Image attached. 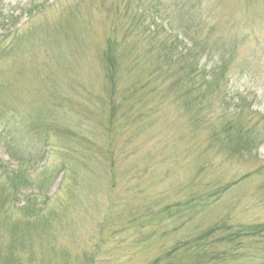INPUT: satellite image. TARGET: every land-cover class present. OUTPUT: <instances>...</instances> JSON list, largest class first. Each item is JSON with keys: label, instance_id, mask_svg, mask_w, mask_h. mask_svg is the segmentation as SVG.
Returning a JSON list of instances; mask_svg holds the SVG:
<instances>
[{"label": "rangeland", "instance_id": "374dc122", "mask_svg": "<svg viewBox=\"0 0 264 264\" xmlns=\"http://www.w3.org/2000/svg\"><path fill=\"white\" fill-rule=\"evenodd\" d=\"M115 2L118 6L113 14L110 7L113 5L115 9ZM133 8L124 0H2L0 3V47L12 43L16 36L27 35L28 40H33V64L18 62L12 57L0 61V71L10 70L6 84L0 87V100L15 99L20 103L19 107L22 104V109L27 110L29 102L33 107L37 101L47 99L50 107L52 101L61 100L63 87H68L64 109L67 113L74 102L73 114L68 115L74 126L70 125L71 128L89 135L100 150L92 151L94 157L90 161L83 160L87 165L82 171L93 177L96 175L94 182L86 180L82 183V180L79 182L82 190L76 191L74 175L69 173L62 185L63 173L59 172L49 188L48 198L39 197L46 202L44 213L49 207L57 214L60 225L54 227L63 230H55L56 239L73 255L72 264H83L85 252L94 257L92 264H148L218 220L233 225L264 221V143L251 157L244 159H227L222 153L206 150L208 132L201 130L198 133L195 128L191 129L188 115L177 104L161 100L158 92L148 104L154 112L143 115L150 124L146 123L137 133L134 143L129 138L137 123L104 130L109 115L104 99H109V85L102 73L99 55L112 33L113 24L117 25L116 34H119L122 48L134 42L136 48L144 46L148 38L145 26L154 28L155 25L153 8L140 6L139 13L135 6ZM169 11L174 15L177 13L173 6ZM225 11L228 12L227 4ZM225 16L221 14V18ZM132 20L142 23L136 30L137 36L128 29ZM156 21L157 24L161 22L157 17ZM163 24L167 28V23ZM249 24L252 29L240 57H253L252 63L243 75L233 70L231 81L241 76L232 90L233 104L239 103V96H242L248 107L246 113L251 117L256 111L264 115V11L260 18ZM17 29L18 32L11 33ZM128 31H132L130 37L124 39ZM158 35L161 39L167 38L162 30ZM83 43L85 47H82ZM152 61L145 65L141 63L140 70L132 72L129 86L137 83L139 78L146 79L150 71L148 63ZM205 62L204 57L201 64ZM210 64L211 61L208 66ZM52 75L53 83L50 81ZM84 86L95 94V98H86ZM91 100L96 105H92ZM134 100L145 102L130 99L131 102ZM83 102L85 104H81ZM217 106L215 103V111L206 116L208 119L216 118ZM40 107H34L33 112ZM89 109H92L91 115L85 112ZM139 110L135 104V117ZM19 116L11 111L0 118L1 177L5 171L18 168L20 157L16 152L22 147L26 150L23 166L34 181L21 189L15 199L17 206L25 204L28 197L38 192L40 185L36 181L45 170H56L68 161L64 138L54 134L48 160L46 157L42 160L40 154L33 160L30 151L39 152L41 143L17 135V129L21 127L18 122L22 121ZM256 120L259 117L255 115ZM110 162H115L116 176ZM198 166L202 167L201 172L197 170ZM228 185L229 188L223 190ZM32 201L36 204V199ZM43 206L41 203L37 207ZM2 243L3 239H0V245ZM38 248L39 243H36ZM32 264H38V261Z\"/></svg>", "mask_w": 264, "mask_h": 264}, {"label": "trees", "instance_id": "16d2710c", "mask_svg": "<svg viewBox=\"0 0 264 264\" xmlns=\"http://www.w3.org/2000/svg\"><path fill=\"white\" fill-rule=\"evenodd\" d=\"M124 1L131 8L135 6L138 13L140 6L145 9L153 8L155 12L151 16L155 25L154 28L145 26L148 38L144 46L139 45L136 48L134 42L133 45H125L122 48L119 34H116L117 25L113 24L112 33L106 39L99 55L102 73L109 85V99H104L109 113L107 123L104 122V130L112 131L116 127L124 128L137 123L135 130H132L134 134L129 138L134 143L137 133L146 123L150 124L145 121L146 117L143 115L154 112L148 104L158 92L161 100L177 104L183 113L188 115L191 129L195 128L198 133L201 130L208 132L206 150L222 153L227 159L251 157L264 143V115H259L257 111L251 117L247 115V106L244 105L242 96H239V103L233 104L235 97L232 90L241 76L232 82L231 73L235 70L243 75L244 70L252 63L253 57H240V51L248 40L249 30L252 29L249 23L260 18L261 12L264 11V0H168V3H164L165 0ZM226 4L228 12L225 11ZM117 6L116 3L115 9L113 5L110 7L111 12L114 10L113 14ZM172 6L177 10L175 15L169 11ZM221 14L226 16L221 18ZM156 17L161 20L158 24ZM135 20L129 23L128 29L131 28L132 34L137 36L136 30L142 23ZM164 22L167 23V28L163 26ZM161 30L167 34V38L159 37ZM54 31L53 29L52 33ZM132 31L126 32L124 39H127ZM67 46H70L68 42ZM82 47H85L84 43ZM11 57L18 62L33 64V40H28L27 35L16 36L12 43L0 47V61ZM204 57L206 62L201 64ZM149 60L153 61L148 63L150 71L146 79L139 78L137 83L129 86V77L134 75L132 72L140 70L141 63L145 65ZM9 71H0V87L6 84ZM50 81L53 83V75ZM83 91L87 94L86 98H95V94L87 86H84ZM67 93L68 87H63V93L60 94L64 101L60 97L61 100L52 101L50 107L47 106V99L40 100V103L37 101L33 107L32 102H29L27 110L22 109V104L19 107L20 103L15 99L6 102L0 100V118L11 111L17 113L22 117V121L18 122L21 127L17 129V135H22L28 140H40L39 152L30 151L33 160L37 154L41 155L42 160L45 157V160H48L53 148L50 140L54 135L64 138L68 160L56 170H45L36 181L40 185L38 192L28 197L26 203L21 206L15 205V199L24 186L34 182L28 169L23 166L26 153L24 148L21 147L16 152L20 157L18 168L5 171L3 178L0 175V239H3L0 245V264H32L34 261H38V264L73 263L70 261L73 255L66 247L58 244L56 239L55 230H63L62 227H54L60 225L57 223V214L49 207L44 213L46 202L39 198H48L49 188L59 176V172L63 173L62 185L65 179L69 178V173L74 175L76 191L82 190L80 181L83 180V183L87 180L91 183L96 179V175L93 177L90 173L82 171L84 165H87L83 160L90 161L94 157L92 151L100 150L96 149L95 141L89 135L71 128L72 118L68 115L73 114L75 108L72 106L74 102H71L69 112L65 113L64 102L67 101ZM140 93L141 97L138 96ZM133 98L145 102H131L130 99ZM91 102L96 105L94 101ZM215 103H218L216 118L211 120L206 116L215 111ZM135 104L140 108L136 117L133 115ZM40 105L41 107L33 112V108ZM85 112L90 115L93 113L92 109ZM255 115L259 117L258 121H254ZM110 165L113 175L116 176L115 162H110ZM197 170L201 172L202 167L198 166ZM226 188H229V185L223 190ZM70 193L73 191L70 190ZM31 199H36V204H33ZM41 203L44 206L37 207ZM36 243H39L38 249ZM89 255L91 254L83 253V264H92L94 257ZM148 264H264V221L233 225L218 220L194 237L177 243L164 252L163 256L154 258Z\"/></svg>", "mask_w": 264, "mask_h": 264}]
</instances>
